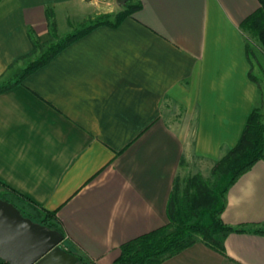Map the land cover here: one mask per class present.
I'll use <instances>...</instances> for the list:
<instances>
[{"label": "crops", "instance_id": "1", "mask_svg": "<svg viewBox=\"0 0 264 264\" xmlns=\"http://www.w3.org/2000/svg\"><path fill=\"white\" fill-rule=\"evenodd\" d=\"M138 1L0 92V185L56 211L83 264H113L122 243L165 225L183 165L206 177L251 110L264 118L240 28L258 0ZM82 3L0 0V78L16 80L50 15ZM225 201L224 224L264 228V156ZM223 248L196 242L160 264H264V234L231 232Z\"/></svg>", "mask_w": 264, "mask_h": 264}, {"label": "trees", "instance_id": "2", "mask_svg": "<svg viewBox=\"0 0 264 264\" xmlns=\"http://www.w3.org/2000/svg\"><path fill=\"white\" fill-rule=\"evenodd\" d=\"M130 1L127 0L115 14L97 17L69 34L61 43L52 44L50 39L42 43L38 38L34 39L32 51L24 58L30 59L43 46L44 53L40 58L30 61L14 82L0 85V92L46 64L64 44L99 25H117L125 17L132 15L140 7V3L138 0ZM240 28L246 35L245 50L250 62L254 55L249 43L251 38L264 51V0H258L257 9L241 22ZM263 156L264 118L259 107H255L249 113L236 144L214 162L206 177L200 173L184 178L176 176L167 202V223L122 243L113 264H160L196 242L224 253V239L231 232L264 234L262 227H232L221 220L227 190ZM0 199L13 205L23 217L32 222L62 233L56 211L39 208L2 185ZM0 264L8 263L0 259Z\"/></svg>", "mask_w": 264, "mask_h": 264}, {"label": "water", "instance_id": "3", "mask_svg": "<svg viewBox=\"0 0 264 264\" xmlns=\"http://www.w3.org/2000/svg\"><path fill=\"white\" fill-rule=\"evenodd\" d=\"M63 239L61 232L32 222L0 199L1 260L8 264H75L78 258L62 248Z\"/></svg>", "mask_w": 264, "mask_h": 264}, {"label": "rangeland", "instance_id": "4", "mask_svg": "<svg viewBox=\"0 0 264 264\" xmlns=\"http://www.w3.org/2000/svg\"><path fill=\"white\" fill-rule=\"evenodd\" d=\"M133 1L134 0H131L130 2ZM126 2L122 5H118L117 0H88L87 4L82 3V7L78 10V14L70 13L67 16L60 15L58 16L56 21L54 20L52 15H50L46 25V31L42 33L40 37L41 40L39 38L38 39L42 43L49 39H51L52 44L58 43L65 39V37H67L69 34H72L81 27L88 25L97 17H100L104 14H110L108 13L109 10H112L114 12L111 14H115V12L123 8ZM249 43L254 54L252 61L256 69L255 71L258 77L257 79L260 82L259 86L262 93L264 91V51L260 48V46L254 39L251 38L249 40ZM44 50L45 46H43L41 50L37 51L33 56H31L29 60L24 62L22 64L23 68H25L30 63V61L40 58L44 53ZM258 71L260 72V74ZM8 75L9 74H7L5 77L3 76L0 78V85L11 81ZM195 166L204 168V164H200V162H194L193 160L192 163L183 165L179 176L184 178L188 175H192L196 169ZM79 261L77 260L76 263L83 264Z\"/></svg>", "mask_w": 264, "mask_h": 264}]
</instances>
